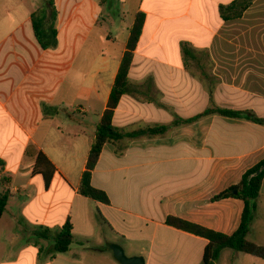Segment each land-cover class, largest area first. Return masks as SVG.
Returning a JSON list of instances; mask_svg holds the SVG:
<instances>
[{
	"label": "crops",
	"instance_id": "obj_1",
	"mask_svg": "<svg viewBox=\"0 0 264 264\" xmlns=\"http://www.w3.org/2000/svg\"><path fill=\"white\" fill-rule=\"evenodd\" d=\"M106 1H45V28L52 9L56 13L57 42L48 50L34 37L36 4L19 21L12 8H2L0 193L9 195L0 219V264H119L110 245H135L128 258L145 264H202L207 241L167 226V218L227 236L240 226L242 201L212 199L264 161V126L219 115L173 123L208 108L264 120V0H253L241 19L231 21L221 20L219 7L235 0H115L123 35L120 41L110 35L101 40L117 49L113 55L96 54L90 43L106 24ZM181 2L187 3L184 13H163L171 7L164 3ZM138 13L145 22L128 75L130 90L113 126L123 133L168 129L103 147L91 185L106 193V205L80 196L78 186ZM165 30L178 34L168 41ZM182 43L189 57L181 53ZM80 64H89L85 74L75 71ZM102 73L108 76L99 114L88 112L91 107H65L97 100ZM39 154L54 168L48 187L34 170ZM15 179L26 180L25 188L14 186ZM256 205L247 240L264 246V182ZM68 221L72 244L56 254L55 238Z\"/></svg>",
	"mask_w": 264,
	"mask_h": 264
},
{
	"label": "trees",
	"instance_id": "obj_2",
	"mask_svg": "<svg viewBox=\"0 0 264 264\" xmlns=\"http://www.w3.org/2000/svg\"><path fill=\"white\" fill-rule=\"evenodd\" d=\"M252 2L253 0H235L228 6H220L219 14L221 20L231 21L241 19L244 13L251 7ZM50 6L52 7L53 4L50 3ZM55 14L54 9H52L51 25L47 28L43 27L40 18H37L36 16L32 17L34 37L40 48L43 50L52 49L56 46V31L54 28L56 20ZM144 22L145 15L138 13L129 30V39L127 41L126 50L123 54L112 85L106 109L98 122L95 136L87 156L85 171L81 176L78 186V194L80 196L106 205L109 204V199L106 193L91 185L92 172L100 158L103 147L107 143L116 142L125 137L136 138L141 135H157L166 132L168 129V127L163 126L135 133H123L113 126L115 110L117 109L121 98L130 90L128 75L133 62L134 52L142 34ZM181 53L185 57L190 56L191 53L187 44H181ZM211 115L237 119L244 117V119L248 121L264 126V120L258 119L249 113L235 112L221 108H208L203 113L189 120L180 122L177 120L173 125H178L180 123H193L202 117ZM34 170L40 171V173L43 174L45 186L48 187L51 179L48 175V170L54 171V168L43 154L37 156ZM262 182H264V161L259 162L256 166L246 171L238 185L220 193L212 199L213 202H216L227 198H236L244 203L240 226L238 230L230 236L214 232L174 217H168L166 225L207 241V245L203 251L202 264H215L218 261L221 252L226 249L264 260V246L254 244L247 240L249 228L256 211V201L259 198ZM235 190L237 191L236 195L233 194V191ZM8 195L9 193L7 191L0 193V219L5 211L8 202ZM71 230L72 227L68 221L55 238V244L53 247L54 253L62 254L69 250L73 240Z\"/></svg>",
	"mask_w": 264,
	"mask_h": 264
},
{
	"label": "rangeland",
	"instance_id": "obj_3",
	"mask_svg": "<svg viewBox=\"0 0 264 264\" xmlns=\"http://www.w3.org/2000/svg\"><path fill=\"white\" fill-rule=\"evenodd\" d=\"M2 0H0L1 2ZM23 3L20 2V0H10V2L8 3L7 0L5 1V3H0V19L2 21V12L3 9H9L12 11L13 13H15L16 19L19 21L20 17L23 15L24 12H31L34 10V5L36 4L38 7V11L36 12L34 16H36L37 18H40L42 16L41 11H43L42 9L45 7L44 2L47 0H21ZM163 5H170L171 7H166L165 10L163 11V13H184L186 7H187V3L186 2H181V3H164ZM5 6V7H3ZM45 9V8H44ZM120 9H121V5L119 2L115 1V0H107L105 7H104V12H103V17L104 20L106 21V24H101V29L97 28L94 33H92V35L90 36V43L91 46L95 45L96 48L94 50V52L97 54L98 52L101 53V50H103L105 53L107 54H111L113 55L115 50H117L115 47L110 48L111 46H108L107 43H101V40L104 39V35H110L113 38H116L118 41L121 40V37L123 35V30H121V24L122 22L119 20L120 17ZM46 12V11H45ZM46 14H48L46 12ZM41 22L43 27H46L44 18L41 17ZM184 20V19H183ZM182 21V20H181ZM128 21H126L127 23ZM166 32L168 31V36L166 37V39L169 41L170 39H172L173 37H175V34H178L177 30H165ZM164 32V33H166ZM215 42H218V40H215ZM216 44V43H215ZM87 46H85V50H84V54L87 53ZM201 55L200 53L198 54V56ZM206 54L202 55L203 59H206L204 57ZM201 57V56H200ZM91 67V66H90ZM193 71L196 72V68H192ZM206 69V68H204ZM79 71L81 74L82 73H86V70H89V64L88 65H83L80 64V67H78V65L75 68V71ZM78 74L79 76H81V74ZM199 73V72H197ZM108 74V73H107ZM107 74H101L99 76L100 80L102 81L101 84H97V90L99 92V94L97 93V97L95 99V101H92L90 103V105L85 104L84 102H77L74 103V106H65L67 107V109L70 108H84V109H88V107H91L92 110H87L88 112H90L92 115H97L100 113L101 107H102V101H98L99 100V95L103 94V91H105V89L107 88V82L105 81V76ZM108 76V75H107ZM196 79V78H195ZM105 83V84H104ZM0 172H1V167H0ZM14 186H20L21 188H25V182L26 180H14ZM22 193H24L22 191ZM123 249V248H122ZM124 254L126 257H128L130 254H132L135 251V245L132 246H124ZM255 259H253L252 257H249L248 255H244L241 253H236L232 250L226 249L223 250L220 254V257L218 259V261L215 264H253V262Z\"/></svg>",
	"mask_w": 264,
	"mask_h": 264
},
{
	"label": "water",
	"instance_id": "obj_4",
	"mask_svg": "<svg viewBox=\"0 0 264 264\" xmlns=\"http://www.w3.org/2000/svg\"><path fill=\"white\" fill-rule=\"evenodd\" d=\"M233 194L236 195L237 191L236 190L233 191ZM110 250L112 251L115 260L119 264H145V261L143 258H139V257L128 258V257H126L122 248L117 246V245H110Z\"/></svg>",
	"mask_w": 264,
	"mask_h": 264
}]
</instances>
